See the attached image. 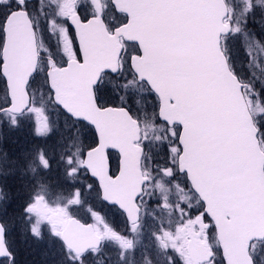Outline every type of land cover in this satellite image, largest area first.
Here are the masks:
<instances>
[{"label":"snow or ice","instance_id":"1","mask_svg":"<svg viewBox=\"0 0 264 264\" xmlns=\"http://www.w3.org/2000/svg\"><path fill=\"white\" fill-rule=\"evenodd\" d=\"M8 141L0 264H264V0H0Z\"/></svg>","mask_w":264,"mask_h":264},{"label":"rangeland","instance_id":"2","mask_svg":"<svg viewBox=\"0 0 264 264\" xmlns=\"http://www.w3.org/2000/svg\"><path fill=\"white\" fill-rule=\"evenodd\" d=\"M15 139V137H13ZM0 147L5 148L6 150L13 149L15 145L8 141L7 143L0 142ZM43 248L40 246H36L35 250L26 255V259L30 262V264H41L40 258L43 260V264L45 261V256L43 255Z\"/></svg>","mask_w":264,"mask_h":264},{"label":"trees","instance_id":"3","mask_svg":"<svg viewBox=\"0 0 264 264\" xmlns=\"http://www.w3.org/2000/svg\"><path fill=\"white\" fill-rule=\"evenodd\" d=\"M26 258V257H25ZM41 264H43V260L40 258Z\"/></svg>","mask_w":264,"mask_h":264}]
</instances>
